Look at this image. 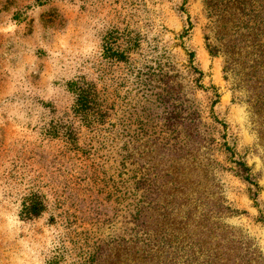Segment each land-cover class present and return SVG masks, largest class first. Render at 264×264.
Returning <instances> with one entry per match:
<instances>
[{"label":"rangeland","instance_id":"374dc122","mask_svg":"<svg viewBox=\"0 0 264 264\" xmlns=\"http://www.w3.org/2000/svg\"><path fill=\"white\" fill-rule=\"evenodd\" d=\"M205 12V0H0V264L116 258L131 233L130 169L162 133L158 93L167 85L199 104L208 123L215 115L227 124L217 131L252 169L258 196L232 170H218L235 211L222 221L264 257V141L246 92L225 78L223 57L206 47ZM83 78L114 109L105 125L81 126L71 144L49 130L66 122L74 104L69 83ZM123 124L130 130L122 133ZM231 158L220 156L229 169ZM35 193L47 208L29 218L25 207Z\"/></svg>","mask_w":264,"mask_h":264},{"label":"trees","instance_id":"16d2710c","mask_svg":"<svg viewBox=\"0 0 264 264\" xmlns=\"http://www.w3.org/2000/svg\"><path fill=\"white\" fill-rule=\"evenodd\" d=\"M205 11L206 47L212 57H223L225 78L246 92L252 123L264 141V0H205ZM193 68L202 78L203 71ZM69 88L74 96L71 113L49 134L75 144L81 126L105 125L114 108L93 80L77 79ZM158 94L164 106L162 133L153 148L141 152L127 180L134 190L130 237L122 239L116 258L110 256L101 264H264L255 243L222 221L235 211L227 204L218 170H232L255 187L249 189L253 198L258 196L252 169L237 155L227 133L217 131L218 124H227L215 115L208 123L201 106L181 88L167 85ZM123 125L122 133L130 130ZM126 146L128 162L132 153ZM223 154L232 156L230 169L220 160ZM46 208L42 195L35 193L25 213L40 217ZM259 211L264 223V212Z\"/></svg>","mask_w":264,"mask_h":264}]
</instances>
